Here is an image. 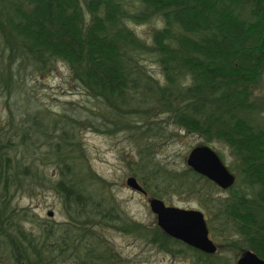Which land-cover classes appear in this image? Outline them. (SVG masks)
<instances>
[{"label": "trees", "instance_id": "1", "mask_svg": "<svg viewBox=\"0 0 264 264\" xmlns=\"http://www.w3.org/2000/svg\"><path fill=\"white\" fill-rule=\"evenodd\" d=\"M129 25L152 27L141 38ZM58 63L88 106L26 108L22 74ZM1 96L0 264H131L108 230L193 264H236L247 251L264 260V0H0ZM172 128L228 150L236 182L225 195L154 159ZM82 131L126 133L131 175L153 198L197 203L217 253L133 221L92 170ZM42 190L58 197L62 221L18 205Z\"/></svg>", "mask_w": 264, "mask_h": 264}, {"label": "rangeland", "instance_id": "2", "mask_svg": "<svg viewBox=\"0 0 264 264\" xmlns=\"http://www.w3.org/2000/svg\"><path fill=\"white\" fill-rule=\"evenodd\" d=\"M129 26L141 38H148L149 29L152 27V25ZM148 68L155 78L161 80V74L157 67L149 65ZM21 80V84L26 89L25 92L28 96L25 98L29 102L26 104V108L32 110L45 108L53 113H58L68 108L69 103L75 104L74 107L88 106L83 91L71 80L69 69L61 63H58L53 71L48 74L41 75L40 73L26 71L25 74H22ZM7 101H9V104L11 103L10 100ZM3 102L4 97L1 96L0 113L3 109ZM20 108H23V105L19 102L11 106V110L14 111L15 115L18 114V109ZM173 131L175 138L170 142L159 145L155 149L153 157L158 162L181 169L187 166L186 158L190 150L202 143V139L194 134L179 132L174 129ZM80 136L92 170L110 184V191L119 201L124 212L133 221L139 222L147 228H153L156 224V217L151 213L148 206L149 200L153 199V197L150 194L141 195L132 191L126 185V179L134 177L131 175L133 165L128 164V162L134 163L137 157L131 138L124 132L109 135L82 131ZM207 146L216 153L220 152L224 157V165L230 166V157L227 149L219 145ZM134 178L137 180L136 177ZM138 183L143 187L140 181ZM216 194L225 195L219 189ZM164 203H167L166 205L170 207L202 212L198 208L197 203L187 201L180 196H172L170 203ZM18 205L32 208L40 218H48L47 213L53 212L51 219L55 221L63 220L60 212L61 203L58 197L49 190L40 191L33 199L21 198L18 200ZM105 234L112 242L114 248L122 257L128 259L131 264H193L192 259L188 255L180 256L165 253L131 235H124L111 230L106 231ZM210 239H212L218 250L220 244L211 236Z\"/></svg>", "mask_w": 264, "mask_h": 264}, {"label": "water", "instance_id": "3", "mask_svg": "<svg viewBox=\"0 0 264 264\" xmlns=\"http://www.w3.org/2000/svg\"><path fill=\"white\" fill-rule=\"evenodd\" d=\"M186 165L222 191L228 190L236 182L235 176L220 160L217 153L208 146H196L190 150ZM126 185L132 191L146 195L143 187L134 177L127 178ZM148 206L156 217L157 226L168 237L205 254L216 253V246L210 239L202 212L170 207L154 198L149 200ZM47 217L52 218L53 212H48ZM236 264H264V260L258 258L253 252L247 251L236 259Z\"/></svg>", "mask_w": 264, "mask_h": 264}]
</instances>
